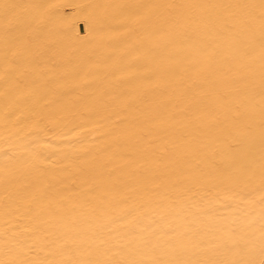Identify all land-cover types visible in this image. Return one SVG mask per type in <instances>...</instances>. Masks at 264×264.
I'll return each mask as SVG.
<instances>
[{
    "label": "bare ground",
    "instance_id": "1",
    "mask_svg": "<svg viewBox=\"0 0 264 264\" xmlns=\"http://www.w3.org/2000/svg\"><path fill=\"white\" fill-rule=\"evenodd\" d=\"M0 264H264V0H0Z\"/></svg>",
    "mask_w": 264,
    "mask_h": 264
},
{
    "label": "rangeland",
    "instance_id": "2",
    "mask_svg": "<svg viewBox=\"0 0 264 264\" xmlns=\"http://www.w3.org/2000/svg\"><path fill=\"white\" fill-rule=\"evenodd\" d=\"M68 11H70V9Z\"/></svg>",
    "mask_w": 264,
    "mask_h": 264
}]
</instances>
